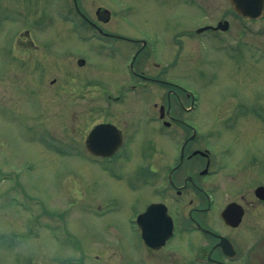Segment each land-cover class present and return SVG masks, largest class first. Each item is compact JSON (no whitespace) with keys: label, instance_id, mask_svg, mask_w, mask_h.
Returning a JSON list of instances; mask_svg holds the SVG:
<instances>
[{"label":"rangeland","instance_id":"374dc122","mask_svg":"<svg viewBox=\"0 0 264 264\" xmlns=\"http://www.w3.org/2000/svg\"><path fill=\"white\" fill-rule=\"evenodd\" d=\"M36 1L41 14L34 12L33 0H0V264H132L131 215L144 204V190L135 182L152 150L144 134V102L130 92L106 108L107 92L131 82L122 71V52L114 57L75 47L89 61L80 67L79 52L62 51L71 39L56 34L64 6ZM181 12V31L191 35L211 15L189 1ZM150 15L157 20V13ZM168 17L173 33L178 12ZM235 23L229 36H200L197 65L170 73L200 95L201 136L216 154L213 185L224 201L264 184V34L255 31L264 26L250 24L253 34L238 38L233 34L241 28ZM25 29L59 50L26 46L19 41ZM167 49L176 51L173 44ZM96 63L110 70L101 71ZM104 119L137 126L135 141L108 164L92 160L85 148L87 132ZM256 226L264 233L263 219Z\"/></svg>","mask_w":264,"mask_h":264},{"label":"flooded vegetation","instance_id":"af4514ba","mask_svg":"<svg viewBox=\"0 0 264 264\" xmlns=\"http://www.w3.org/2000/svg\"><path fill=\"white\" fill-rule=\"evenodd\" d=\"M33 1L34 12L41 14V2ZM57 1L64 8H61L63 22L56 34L71 39L70 46L66 45L68 49L62 51L79 52L77 61L85 60L80 67H85L88 59L77 50L79 48L99 50L114 57L122 52V71L130 74L131 82L122 81L114 96L111 91L108 93L110 100L106 108L122 102L125 94L133 92L140 95L144 105L152 103L156 115L147 117L144 109L142 111L145 122H152L149 127L148 122L143 121L144 134L152 150L144 155L145 160L138 167L140 182H135L144 190V204L132 213L135 217L132 264H264V233L256 226L260 219L264 220V198L257 193L258 186L264 184L259 183L249 193L243 191L240 197L227 201L218 196L217 187L213 185L219 172L215 165L216 154L203 142L201 119L197 117L201 107L199 93L176 80L182 76L170 77V73H183L187 67L197 65L194 52L200 36H229L237 22L241 29L233 35L242 38L253 34L250 24L261 21L264 26V7L258 17H247L234 9L231 0H211V9L204 0H152L147 6L143 0ZM186 1L193 2L198 10L211 13L207 14V22L194 28L193 35L181 31V7ZM175 11L178 17L172 20L173 33H170L168 16L175 15ZM152 12L158 14L155 21L150 15ZM154 22L159 29H150ZM206 25L211 27L200 32ZM255 31L264 34V28L261 32ZM208 32L213 33L208 35ZM190 39L198 42L191 44ZM19 41L31 48L59 50L56 43V47L50 45L47 37L38 39L31 32L20 33ZM161 42L162 50L159 49ZM172 44L176 47L175 53L167 49ZM21 49L25 51V47ZM95 65L100 70H110L102 64ZM127 86L132 90L128 91ZM153 95H156L155 100L151 99ZM99 122H111L121 129L123 141L116 153H125L135 141L137 126L134 123L127 127L117 119ZM153 204L156 205L143 223L155 245L146 242L142 225L137 222L138 215ZM227 208L230 221L222 216ZM171 230V235H167Z\"/></svg>","mask_w":264,"mask_h":264},{"label":"water","instance_id":"95a60500","mask_svg":"<svg viewBox=\"0 0 264 264\" xmlns=\"http://www.w3.org/2000/svg\"><path fill=\"white\" fill-rule=\"evenodd\" d=\"M233 3L235 8L243 15L257 16L258 14L256 13H259L263 8L264 0H233ZM119 132L111 123L97 124L88 136L87 146L97 154H112L121 142V134ZM257 193L264 198V186L258 187ZM151 209L152 207H149L142 217L149 214ZM227 212L228 208L224 211L223 215L227 221H230ZM145 227L143 228V234L146 237L147 227Z\"/></svg>","mask_w":264,"mask_h":264}]
</instances>
